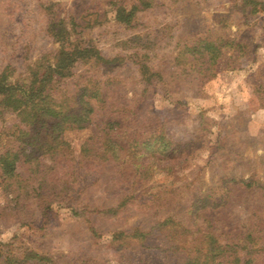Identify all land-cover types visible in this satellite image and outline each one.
<instances>
[{
  "label": "rangeland",
  "instance_id": "374dc122",
  "mask_svg": "<svg viewBox=\"0 0 264 264\" xmlns=\"http://www.w3.org/2000/svg\"><path fill=\"white\" fill-rule=\"evenodd\" d=\"M118 7L131 13L129 20L118 19ZM207 36L222 52L213 76L199 72L210 65L207 55L180 74L173 59L178 45ZM82 47L100 57L80 58L73 73L89 71L107 99L143 93L141 112L160 119L175 149L189 143L193 151L173 152L153 165L148 184L135 191L117 185L110 172L77 166L69 202L32 207L25 218L10 213L13 202L0 177V264H20L30 252L46 258L44 264H123V248L129 254L135 245L114 241L113 233L135 225L157 228L168 215L159 208L163 198L182 213L197 198L222 197L217 207L184 217L191 229L175 238L180 246L198 244L197 229L208 228L264 249V0H0V75L5 72L12 85H29L32 73L51 65L60 51ZM154 61L163 82L146 81L143 66ZM7 96L0 95V144L15 123ZM96 124L95 117L86 127L68 128L61 140L77 156L98 132ZM16 173L25 177L27 163ZM132 191L138 197L120 215L125 218L103 213ZM146 200H157L156 208H142Z\"/></svg>",
  "mask_w": 264,
  "mask_h": 264
},
{
  "label": "trees",
  "instance_id": "16d2710c",
  "mask_svg": "<svg viewBox=\"0 0 264 264\" xmlns=\"http://www.w3.org/2000/svg\"><path fill=\"white\" fill-rule=\"evenodd\" d=\"M135 7L133 5L132 8ZM116 13L122 21L129 20L131 16L122 7H118ZM216 42L207 36L195 37L190 44L178 45L173 58L180 68L178 72L183 74L192 67L193 60L207 55L210 65L199 72L202 75L205 71L209 72L203 76L211 78L213 74L210 72L222 54ZM92 54L99 59V53L87 47L70 53L60 51L51 65L32 73L27 86L16 87L7 81L5 72L0 75V95H8L9 106L15 116V123L9 128L13 129L12 133L5 139V144H0V177L13 202L10 207L13 217L25 218L30 215L28 210L32 207L44 210L54 202L68 203L76 186L77 166L89 171L110 172L117 185L129 186L135 191L148 184L153 165L168 161L173 152L181 154L185 150L193 151L189 143L175 149L160 119L152 112H141L143 93L133 92L131 98L124 95L107 99L103 87L94 82L92 76L88 75L89 71L73 73L74 65L80 58L87 59ZM143 68L148 71V83L152 80L164 81V71L155 61L149 68ZM18 87L22 88L21 92ZM95 117L98 132L84 140L75 156L61 140L62 133L68 128L86 127ZM26 147L31 150L26 152ZM22 163L28 165V174L23 178L16 173V167ZM133 191L118 205L107 208L103 213L109 217L125 218V215H120L135 205L138 197ZM221 198H197L182 213L175 203L163 198L159 208H166L164 214L168 215L157 228L154 225L148 228L135 225L113 233L114 241L135 245L129 254L126 253L127 248H123L121 262L264 264V249L261 247L243 243L236 235H216L208 228L203 231L197 229L200 244L186 248L175 242V238L189 234L191 229L185 226L184 217L205 206L217 207ZM155 201L146 200L141 206L148 210L156 208ZM161 229L164 233L157 234L156 231ZM153 237L155 241H152ZM192 250L191 255L189 252ZM29 254L16 262L23 264L29 259L36 264H44L47 261L37 253Z\"/></svg>",
  "mask_w": 264,
  "mask_h": 264
}]
</instances>
